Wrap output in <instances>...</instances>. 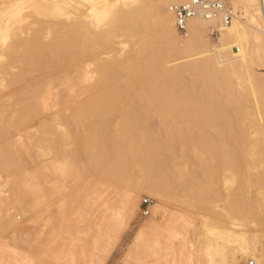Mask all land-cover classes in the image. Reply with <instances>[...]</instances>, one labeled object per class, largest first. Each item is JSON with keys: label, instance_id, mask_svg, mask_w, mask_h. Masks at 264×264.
I'll return each mask as SVG.
<instances>
[{"label": "rangeland", "instance_id": "obj_1", "mask_svg": "<svg viewBox=\"0 0 264 264\" xmlns=\"http://www.w3.org/2000/svg\"><path fill=\"white\" fill-rule=\"evenodd\" d=\"M50 1L64 6L73 20L89 7L86 0H47L46 4L53 5ZM223 1L242 21L247 57H236L232 39L222 44L221 32L217 37L208 35V27L215 23L200 26L194 42L188 39L189 30L184 36L173 24L182 51L176 54L161 46L168 57L165 66L179 69L210 56L219 73L232 76L245 68L237 83L251 76L264 80L263 18L258 4ZM171 4L163 8L168 11ZM14 6L15 10L0 13V19L4 17L0 21V264H264V136L252 139L261 146L253 141L241 153L165 154L154 173L166 182L159 194L144 188L146 177L139 167L119 180L99 175L92 160L96 150L92 152L89 145L103 148L95 146L94 130L72 116L80 111L79 100L87 104L90 96H96L89 92L92 87L84 95H49L34 114L21 105L37 77L28 68L22 73L30 50L18 43L28 41L40 25L46 27L47 20L57 24L65 18L37 17L41 10L36 5ZM85 44L80 40L78 49L85 50ZM137 48L136 38L124 34L108 44H93L90 53L78 58L83 72L93 74L86 85L95 83L97 64L124 60ZM253 90L264 99L263 86L253 85ZM105 105L114 108L108 129L115 132L119 121L115 111L126 109L130 100L127 96ZM150 123L156 126L158 119ZM6 151L10 164L3 158ZM132 195L134 205L129 204ZM144 199L150 202L147 214L141 206Z\"/></svg>", "mask_w": 264, "mask_h": 264}, {"label": "bare ground", "instance_id": "obj_2", "mask_svg": "<svg viewBox=\"0 0 264 264\" xmlns=\"http://www.w3.org/2000/svg\"><path fill=\"white\" fill-rule=\"evenodd\" d=\"M46 1L4 0L0 3V13H5L14 5L25 3L31 8L33 5L40 8L38 11L41 12L38 15L36 13L37 17L43 15L47 19L65 18L57 21V24L47 20L46 27L39 24L40 27L31 34L28 41L25 37L23 42L21 38V42L17 41L19 48L26 47L30 50L29 53L26 51V69L20 68L22 73L29 69L32 72L30 75L36 74L37 77L36 86L26 94L23 92L25 96H21V105L23 111L34 114L49 95L53 94L58 98L66 95L72 97L76 93L84 95L92 87L89 92H96V96H90L87 104L79 100L77 105L80 111L78 108V112L72 116L74 120L82 121L94 130L95 146L103 148L99 150L89 145L92 152L94 148L96 150L92 154V160L99 175L119 180L131 174L134 166L139 167L146 177L144 188H151L155 194H159L162 183L166 185V182L154 173H157V165L165 154L190 150L217 154L241 153L248 146L259 144L256 139H252L264 136V99L257 97L253 85L257 88L264 87V80L251 76L237 83L236 79L244 74L245 68L234 72L232 76L219 73L217 62L210 56L179 69L172 70L165 66L168 57L162 52L161 46L165 44L176 54L182 50L177 47L172 30L173 18L163 6L168 2L179 4L186 0H86L89 3L87 12L81 13L75 20L71 19L67 9H63L64 6L61 9L57 2L54 5L50 1L53 5H49ZM246 1L258 4L263 18L261 32L264 33V0ZM206 22L215 25L218 23L217 20L208 21L195 17L188 21L184 36L189 30V41H196L200 26ZM220 32L222 44L232 39L236 57H247V48L242 42L245 36L241 20L236 18L231 25L222 27ZM118 34L136 38L138 48L124 60L102 61L95 65V83L86 85L93 74L91 72L89 75L90 71L83 72L78 58L90 53L93 44H108ZM80 40L86 43L85 50L78 49ZM231 45L215 52L228 49ZM7 51L11 53L12 50ZM13 52L17 54L16 51ZM206 52L209 54L211 51ZM11 61H7V64H12ZM57 74L59 75L55 76ZM127 96L130 105L124 110L115 111L119 121L115 132H112L108 129L111 119L109 112L114 108L105 104L112 100L124 101ZM23 111L21 113L24 115L28 114ZM18 113L20 116V112ZM152 118L158 119L156 126L150 123ZM3 158L5 163L10 164L9 152L6 151ZM152 179H155L153 184L150 182ZM149 182L152 186L148 185ZM129 204H136L135 195L129 198Z\"/></svg>", "mask_w": 264, "mask_h": 264}, {"label": "built area", "instance_id": "obj_3", "mask_svg": "<svg viewBox=\"0 0 264 264\" xmlns=\"http://www.w3.org/2000/svg\"><path fill=\"white\" fill-rule=\"evenodd\" d=\"M168 11L173 18L176 30L183 34H186L188 21L195 17L208 21L217 20L216 25L208 27V35L211 37L220 35V29L230 25L236 19L232 8L223 0H188L180 4L169 5ZM149 203L144 199L141 206L146 210ZM145 212L147 214L148 210ZM248 264H254V262L250 261Z\"/></svg>", "mask_w": 264, "mask_h": 264}]
</instances>
